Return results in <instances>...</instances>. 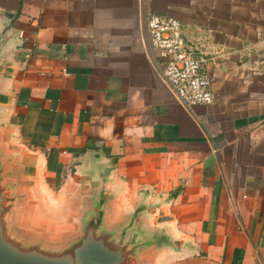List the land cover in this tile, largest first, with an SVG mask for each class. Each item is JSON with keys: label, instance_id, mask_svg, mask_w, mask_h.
Returning a JSON list of instances; mask_svg holds the SVG:
<instances>
[{"label": "crops", "instance_id": "0c3cea01", "mask_svg": "<svg viewBox=\"0 0 264 264\" xmlns=\"http://www.w3.org/2000/svg\"><path fill=\"white\" fill-rule=\"evenodd\" d=\"M154 14L199 46L213 103L167 88ZM261 48L264 0H0L1 137L53 216L90 176L124 210L160 203L189 254L264 264Z\"/></svg>", "mask_w": 264, "mask_h": 264}, {"label": "water", "instance_id": "95a60500", "mask_svg": "<svg viewBox=\"0 0 264 264\" xmlns=\"http://www.w3.org/2000/svg\"><path fill=\"white\" fill-rule=\"evenodd\" d=\"M256 64L264 70V58ZM1 136L0 264H161L170 255L189 254L165 226L172 217L160 203L142 198L124 210L120 194L90 176L78 179L65 214L45 212Z\"/></svg>", "mask_w": 264, "mask_h": 264}, {"label": "built area", "instance_id": "2783aa9c", "mask_svg": "<svg viewBox=\"0 0 264 264\" xmlns=\"http://www.w3.org/2000/svg\"><path fill=\"white\" fill-rule=\"evenodd\" d=\"M147 30L151 47L159 53L163 79L176 99L187 107L213 103L212 78L202 72L205 60L196 55L199 46L185 40L181 21L154 14Z\"/></svg>", "mask_w": 264, "mask_h": 264}, {"label": "rangeland", "instance_id": "374dc122", "mask_svg": "<svg viewBox=\"0 0 264 264\" xmlns=\"http://www.w3.org/2000/svg\"><path fill=\"white\" fill-rule=\"evenodd\" d=\"M161 264H216L200 255L177 253L168 256Z\"/></svg>", "mask_w": 264, "mask_h": 264}]
</instances>
